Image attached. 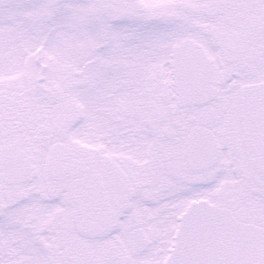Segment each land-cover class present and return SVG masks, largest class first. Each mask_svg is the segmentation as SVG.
<instances>
[{"label": "snow or ice", "instance_id": "snow-or-ice-1", "mask_svg": "<svg viewBox=\"0 0 264 264\" xmlns=\"http://www.w3.org/2000/svg\"><path fill=\"white\" fill-rule=\"evenodd\" d=\"M0 264H264V0H0Z\"/></svg>", "mask_w": 264, "mask_h": 264}]
</instances>
